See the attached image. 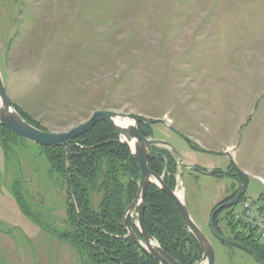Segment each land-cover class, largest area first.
Returning a JSON list of instances; mask_svg holds the SVG:
<instances>
[{
  "label": "rangeland",
  "instance_id": "374dc122",
  "mask_svg": "<svg viewBox=\"0 0 264 264\" xmlns=\"http://www.w3.org/2000/svg\"><path fill=\"white\" fill-rule=\"evenodd\" d=\"M0 75L13 105L46 132L96 110L165 121L152 138L171 146L158 147L176 157V190L214 264H261L216 239L209 217L242 184L227 170H247L244 199L264 200V0H0ZM179 160L201 170H183L181 185ZM66 197L39 146L0 143V264H74L76 254L81 264L43 230H70ZM238 210L218 215L227 239Z\"/></svg>",
  "mask_w": 264,
  "mask_h": 264
},
{
  "label": "trees",
  "instance_id": "16d2710c",
  "mask_svg": "<svg viewBox=\"0 0 264 264\" xmlns=\"http://www.w3.org/2000/svg\"><path fill=\"white\" fill-rule=\"evenodd\" d=\"M14 107L29 124L46 131L37 121ZM151 125L138 124V130L144 137L151 138ZM14 139L21 138L0 126L2 146ZM40 148L49 163V172L59 174L63 180L67 192L64 223L70 228L68 232L57 233L41 227L44 231L71 245L77 251L81 264H159L133 243L123 224L124 213L137 193L140 169L112 129L104 123H98L88 133L70 142L68 165L65 163L64 147ZM167 152L169 154L150 158L148 166L157 175H163L165 184L174 190L178 166L175 157ZM67 176L70 192L67 190ZM238 190L225 202L233 200ZM14 195L19 208L24 210L16 189ZM96 195H100V198L95 207ZM243 200L244 197L240 202ZM261 201L264 203V200ZM219 214L214 224L221 233L218 227ZM28 218L34 220L33 217ZM143 222L149 235L179 264H196L200 261V247L187 232L175 204L154 186L148 187L146 192ZM227 227L234 235L233 240L249 246L253 252H259L257 258L264 262V244L252 235L245 238L239 227L230 220Z\"/></svg>",
  "mask_w": 264,
  "mask_h": 264
},
{
  "label": "water",
  "instance_id": "95a60500",
  "mask_svg": "<svg viewBox=\"0 0 264 264\" xmlns=\"http://www.w3.org/2000/svg\"><path fill=\"white\" fill-rule=\"evenodd\" d=\"M104 123L110 129H112L119 138V142L126 146L130 154L135 159L139 169H140V179L138 184V189L136 196L132 203L128 206L124 213L123 224L127 229L128 236L131 238L133 243L137 245L143 252H145L150 258L157 261L159 264H179L173 257L168 255L165 251L161 249L158 243L153 237H151L143 223V213L145 209V196L146 191L149 186H154L163 192L177 207L184 226L187 232L194 237L197 241L200 251L201 259L198 264H214V251L208 241L207 237L202 233V231L197 227V225L192 220L187 207L184 203L183 197L180 198L177 194V190H171L163 181V178L155 174L149 169L148 160L153 156L154 152L152 148L154 146H163L171 148V146L163 141H158L155 139H150L144 137L138 130V124L151 125V123H166L163 120H145L144 118L128 115L111 110H96L94 111L88 120L80 124L79 126L64 132V133H50L40 129L35 128L29 124L23 117L17 112L13 103L9 100L5 86L0 75V126L7 129L12 134L20 137L21 139L27 140L31 143L36 144L39 147H64L66 150V165L69 161V144L75 139L88 133L96 124ZM169 129L173 130L171 127ZM131 144L133 147H131ZM197 148V147H196ZM174 156V155H173ZM175 157V156H174ZM176 159V157H175ZM180 161V160H179ZM180 173L179 181L181 185L182 171L185 169L194 170L201 172L200 169L193 166L183 165L180 161ZM236 170V173L242 177V184L239 187L236 197L220 205L218 208L212 211L209 217V227L216 239L221 243L231 247L243 248L249 252L251 257L258 263L264 264L263 261L257 259L253 250H250L243 244L227 239L220 235L214 225V219L217 214L224 209L231 208L237 205L241 197L245 194L248 186V176L246 173L240 170ZM214 172L208 173V175H213ZM67 190L71 191V185L69 177H66ZM133 212H137V228L140 232L141 238L133 232V228L128 223V215Z\"/></svg>",
  "mask_w": 264,
  "mask_h": 264
},
{
  "label": "built area",
  "instance_id": "2783aa9c",
  "mask_svg": "<svg viewBox=\"0 0 264 264\" xmlns=\"http://www.w3.org/2000/svg\"><path fill=\"white\" fill-rule=\"evenodd\" d=\"M230 221L264 244V204L261 201L244 200L240 210L231 214Z\"/></svg>",
  "mask_w": 264,
  "mask_h": 264
},
{
  "label": "flooded vegetation",
  "instance_id": "af4514ba",
  "mask_svg": "<svg viewBox=\"0 0 264 264\" xmlns=\"http://www.w3.org/2000/svg\"><path fill=\"white\" fill-rule=\"evenodd\" d=\"M151 139H153L152 137H151ZM152 151L154 152V154H153V156L152 157H156L157 155H162V154H166V153H168L167 152V150L165 149V148H159L158 146H154L153 148H152ZM169 154V153H168ZM151 157V158H152ZM229 169H230V167H229ZM153 172V171H152ZM215 172H221L220 170L219 171H215ZM155 173V172H154ZM223 173V172H222ZM156 174V173H155ZM215 174V173H214ZM220 174V173H219ZM224 175H226V176H228V177H233V178H235V179H237L238 180V182H240V180L242 181V178H241V176H239V175H237L236 174V172H234V170L232 169L231 171L230 170H227L226 172H224ZM159 176V175H158ZM160 177H162L163 178V175L162 176H160ZM177 175H176V177H175V181H176V183H177ZM164 181V180H163ZM165 183V182H164ZM139 184V183H138ZM150 187V186H149ZM176 188H177V186L175 185V188H174V190L173 191H175L176 190ZM147 192V191H146ZM100 196V195H99ZM136 196V195H135ZM135 198V197H134ZM134 200V199H133ZM132 200V201H133ZM132 201H131V203H132ZM172 201V200H171ZM130 203V204H131ZM226 203V202H225ZM129 204V205H130ZM224 204V203H223ZM222 205V204H221ZM128 208V207H127ZM177 208V207H176ZM216 208L214 207L213 208V210H215ZM145 210V209H144ZM178 210V209H177ZM222 211V210H221ZM179 212V211H178ZM133 213H134V215H133ZM132 214H130V215H128V223H129V225L133 228H135L136 230L134 231V229H133V232L137 235V237H139V238H141V235H140V232H139V230H138V228L136 227L137 226V212H133ZM144 214V213H143ZM180 214V213H179ZM219 214V213H218ZM124 217V216H123ZM144 223V222H143ZM216 228V227H215ZM217 230V229H216ZM218 232V231H217ZM148 233V232H147ZM219 233V232H218ZM149 234V233H148ZM220 235H222V233H219ZM243 234L245 235V238H247V236H249V234L248 233H246V232H243ZM233 240V239H232ZM250 240H252V239H250ZM235 241V240H234ZM238 242V241H237ZM239 243H241V242H239ZM241 244H243V243H241ZM244 245V244H243ZM244 246H246L247 248H249L250 250H252L249 246H247V245H244ZM254 254H255V257L257 258V255L259 256V252H254ZM257 254V255H256ZM257 259H259V258H257ZM197 264V263H196Z\"/></svg>",
  "mask_w": 264,
  "mask_h": 264
},
{
  "label": "crops",
  "instance_id": "0c3cea01",
  "mask_svg": "<svg viewBox=\"0 0 264 264\" xmlns=\"http://www.w3.org/2000/svg\"><path fill=\"white\" fill-rule=\"evenodd\" d=\"M243 172L244 173H246L247 175H248V173H247V170H243ZM259 178V177H258ZM17 205V204H16ZM17 208H18V206H17ZM0 236L2 237V236H4L3 235V233H0ZM0 240H2V239H0ZM16 252H18V250H16ZM23 254H25V253H23ZM23 254H21V255H23ZM67 254H70V253H67ZM77 254L75 255V258H74V255L72 256V261L71 262H73L74 264H79V261L77 260ZM38 263V262H37ZM6 264H8V263H6ZM23 264V263H22ZM38 264H41V263H38Z\"/></svg>",
  "mask_w": 264,
  "mask_h": 264
},
{
  "label": "bare ground",
  "instance_id": "6f19581e",
  "mask_svg": "<svg viewBox=\"0 0 264 264\" xmlns=\"http://www.w3.org/2000/svg\"><path fill=\"white\" fill-rule=\"evenodd\" d=\"M131 147H133L132 144H131ZM177 194H178V196H179L180 198H182V192H181V191H177Z\"/></svg>",
  "mask_w": 264,
  "mask_h": 264
}]
</instances>
